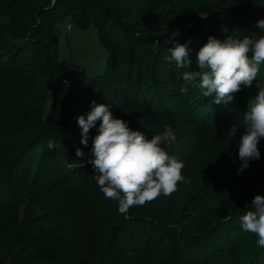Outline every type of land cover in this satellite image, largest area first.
I'll use <instances>...</instances> for the list:
<instances>
[{
    "label": "trees",
    "instance_id": "16d2710c",
    "mask_svg": "<svg viewBox=\"0 0 264 264\" xmlns=\"http://www.w3.org/2000/svg\"><path fill=\"white\" fill-rule=\"evenodd\" d=\"M20 1L10 0L17 2L15 5ZM124 1L118 0L109 9L94 0H47L28 19L24 37L15 32L9 42L5 38L10 35L0 33V39H5L0 41V205L1 198L6 199L4 194H9L0 212L8 215L11 209H17L8 221L0 222V264H264V248L256 245L255 234L226 230L224 223L229 217L239 222L252 196L242 193L243 200L228 205L229 211L227 206L225 212L223 203L212 206L208 202L212 191L219 187L218 181L232 166L240 164L237 140L244 129L238 128L229 140L227 128L239 124L255 95L254 85L264 86V65L253 85H241L228 104L211 103L212 97H202L194 84L182 80L181 72L186 69L161 63L168 44L150 33L153 9L141 4L128 14L121 10ZM243 5V10H216L208 12L206 18L200 17L191 33L194 39L205 43L208 35L217 38L215 28L235 27L243 29L245 35H261L249 10L264 11V0H244ZM66 16L79 29L96 28L107 51L106 69L100 75L87 76L80 65L60 58L56 25ZM121 43L125 45L117 54L113 48ZM32 49L45 52L44 72L55 78V87L66 95L65 100L52 96L46 106L48 97L43 87L25 79L32 77L36 69L31 64L25 65L28 68L20 74L24 80L4 85L11 76L7 69L22 65L20 58ZM153 49L158 60L151 65L149 74L141 77L136 69L141 52ZM190 55L195 68V59ZM114 59L119 60L117 70L112 69ZM15 68H10L13 76L19 73ZM73 70L87 82L90 102L106 104L112 115L127 121L131 129L150 137L162 131L164 125L172 131L180 127L176 141L165 150L184 162L181 172L186 182H177L176 190L168 196L131 207L127 215L118 213L117 202L106 199L96 185L91 164L83 157H75L76 147L89 153L96 128L89 129L88 146L81 145L76 117L86 114L91 105L86 112L75 110L82 92L75 86L77 74ZM64 81L71 85L69 95ZM64 130L69 139L63 162H52L55 168L49 172L43 165L50 164L40 160H35L33 170L29 164L19 169L32 143L41 141V134L35 132ZM257 147L264 157V138ZM70 163L75 166L68 167ZM249 163L250 168L244 169L245 177L260 172L257 159ZM20 175L21 180H16ZM255 177L249 178L250 183L264 185V177ZM245 181L244 174L237 172L235 182L243 187ZM19 188L22 192L17 204ZM188 222H194L191 232L179 229ZM209 235L215 238L211 240ZM119 241L130 245L129 249L115 252Z\"/></svg>",
    "mask_w": 264,
    "mask_h": 264
},
{
    "label": "clouds",
    "instance_id": "9594fccd",
    "mask_svg": "<svg viewBox=\"0 0 264 264\" xmlns=\"http://www.w3.org/2000/svg\"><path fill=\"white\" fill-rule=\"evenodd\" d=\"M206 18V12H199ZM255 29L264 33V18L255 21ZM166 43L171 44L165 59L181 72L186 84H194L202 97H212L211 103L228 104L233 93L252 86L264 65V35L238 37L227 34L223 39L208 35L199 47L192 67L188 42L180 43L173 32ZM256 92L239 124L227 129L229 140L243 127L237 145L240 164L237 172L248 167L250 160L259 159L257 144L264 138V86L256 83ZM90 110L76 117L79 126V143L88 146L89 129L95 127L89 153L75 148V157H83L91 164L95 183L106 199L117 202L116 211L127 215L133 206H142L159 196H168L176 190L177 182L185 181L181 170L184 162L169 155L166 147L176 141V135L168 125L150 137L131 129L128 122L114 117L104 103L90 102ZM97 120L99 124L97 125ZM56 147L53 140L47 148ZM79 160V159H77ZM68 164V167H74ZM241 230L255 234V243L264 248V194H255L239 217Z\"/></svg>",
    "mask_w": 264,
    "mask_h": 264
},
{
    "label": "rangeland",
    "instance_id": "374dc122",
    "mask_svg": "<svg viewBox=\"0 0 264 264\" xmlns=\"http://www.w3.org/2000/svg\"><path fill=\"white\" fill-rule=\"evenodd\" d=\"M22 1L23 0H21L17 5H15L17 2L11 3L10 0H0V13L2 12L3 14L0 15V33H5L8 36L10 35L9 37L5 38L9 39V42L12 40V37L15 32H19L21 37L25 36L24 27L27 24L28 19H30L31 15L33 17L35 15V12H37V9L45 6L47 2V0H24L23 2ZM94 2L104 5L106 6V8L111 9L115 7V5H117L118 0H94ZM243 2L244 0H125L123 7H121V10L125 13L133 14L134 9L141 4H145L148 7L152 8L154 11V16L152 17L150 23L152 26L150 33L153 34V36L156 35V37H159L161 40L163 38V43H166L167 38L170 35H173V32H177L175 34L178 36L175 37V39L178 40L180 43H184L187 41L190 48V53L195 59L197 50L201 45L204 44L203 42H201L202 40L194 39L196 38V36H194V33L191 34L194 30V23L200 18L198 13L201 11L206 12L208 14V12H213L216 10H220L221 12H225L227 10H243ZM253 11L256 12L254 14L257 16L252 14ZM249 15L251 17H254V20H258L260 18H264V11L260 9H251L249 10ZM9 21H11L12 24H10ZM68 24L70 25L69 28H67ZM56 30L60 38V58H65L66 61H71L76 65H80L84 69L87 76L94 77L104 72V70L106 69L107 51L94 26H90L87 29H79L74 24L71 17L66 16L62 22H59L56 25ZM214 32L217 35V38L222 39L224 37L219 35L218 33H222L223 35H225L226 32H229L230 34L238 37H243L245 35L243 33V29L235 27L222 30H219V28H215ZM247 34L248 36H258L254 32H249ZM5 39H0V41H4ZM124 45L125 44L121 43L118 45V47L113 48V50L116 51L118 54L119 49ZM170 46L171 44H168L166 47L168 48V50L165 49L167 51L166 53H164L165 57L170 54ZM155 53L156 52L154 49L146 52H141V60L136 68L139 70L141 77L147 76L150 72L151 65L153 63L155 65V63L157 62L158 57ZM165 57L164 60H162L161 62L162 64H166L165 62H168ZM45 60V52H42L40 49L29 50V53L26 54V57L20 58L22 65L18 66L17 64L15 65L18 66L16 68L10 67L15 68L14 70L19 73L13 76L14 72L10 71V68L7 69L8 71L6 73L9 75L11 74V76L6 78V80L4 81V85L9 86L10 84H14L15 81L19 78L20 81L24 80L21 79L23 74H20L28 68L25 67V65L27 66L28 64H31L36 69L33 70L34 73L32 77H25V79L28 80L29 83L38 84L43 87L42 89L48 97L46 101V106L48 107L49 101L52 96H57L65 100L66 95L57 91L55 87V78L51 75L47 76L45 74V67H47V63H45ZM118 62L119 60L116 61L114 59L112 63L116 65L113 66L112 69L117 70ZM73 71L76 72L75 70ZM76 74L77 75H75V86L78 87L79 91H81L82 93L77 97L75 110H77L78 112H86L89 108L91 96L90 94H88V90L86 91L85 85L87 84V82L80 78L77 72ZM64 82L67 85L69 95L71 85L69 82ZM140 84L142 85V87L144 86V83ZM232 95L234 99L235 93H233ZM173 132L174 134L181 133V128L177 127ZM36 133L41 134L40 136H38V138H41V141H39L38 143L35 142V144L32 143L30 150L25 155L26 160L21 159L19 169L24 170L26 168V165L29 164L32 168L31 170H33L35 160H40L42 161V164H50L45 166L43 165V168H46L44 170H47V172H49L51 171V168H55L51 166L52 162H63V160L65 159V156L67 155L65 149L67 147V141L69 139V136L67 135V130L58 133H41V131H37L34 134ZM50 139L53 140L56 144V147L52 150H49L47 148V142ZM261 156H263L262 152H260V158L257 159V163L261 164L260 172L256 171L258 169L257 167L254 169L256 171L254 175L257 176V179L259 177H264V157ZM238 166V164L232 166L231 170L224 176V178H221V180L218 181L219 187H216V189L212 191L210 195L211 199L210 201L208 200L209 204H211L212 206L218 203H223L225 206L223 212H225L228 205L230 206L235 201L238 202L239 200H243L241 198L242 193L244 195L249 196H253L258 193L264 194V185L258 183H250L249 178L255 179L256 177H245V170L238 172L239 174H244V179L246 181L245 184L243 183V187H241L240 183L235 182ZM247 168H250V163H248ZM22 176L23 175H20V177H16V180H21ZM239 177L241 178L243 176ZM15 188V185L12 186V190H15ZM12 190H10L9 193H11ZM20 190L21 189L19 188V191ZM21 192L22 191H20V194L15 197L17 204L19 203V198H21ZM4 195L6 199L1 198L2 204L0 205V208L5 205V200H9V194L8 196L6 194ZM237 209H235L233 212L236 213ZM16 210L17 209H11L8 213L6 212L8 215L5 214V211L3 213L0 212V222H5L6 220L8 221L10 219V215L16 214ZM193 218L194 217H192V219ZM224 223L226 230L232 228L235 230L246 232L241 230L240 223L234 221L233 217H229V221ZM41 226L43 227L46 225L41 223ZM180 228L181 230H185L184 228H186V231L191 232L194 228V222H188L185 224L182 223L179 229ZM214 231L216 232V230ZM246 233L251 234L250 232ZM214 238L215 237H211L209 235V239L213 240ZM115 245H117L115 252L127 251L130 246L127 245L125 242L121 241H119L118 244ZM212 247H215V245H212Z\"/></svg>",
    "mask_w": 264,
    "mask_h": 264
},
{
    "label": "built area",
    "instance_id": "2783aa9c",
    "mask_svg": "<svg viewBox=\"0 0 264 264\" xmlns=\"http://www.w3.org/2000/svg\"><path fill=\"white\" fill-rule=\"evenodd\" d=\"M69 27H70V25L68 24V25H67V28H69Z\"/></svg>",
    "mask_w": 264,
    "mask_h": 264
}]
</instances>
